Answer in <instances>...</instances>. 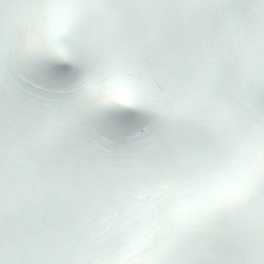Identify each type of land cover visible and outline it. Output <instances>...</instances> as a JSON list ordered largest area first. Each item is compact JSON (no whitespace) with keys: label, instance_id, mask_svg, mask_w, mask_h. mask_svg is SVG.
Masks as SVG:
<instances>
[{"label":"snow or ice","instance_id":"6c2138e0","mask_svg":"<svg viewBox=\"0 0 264 264\" xmlns=\"http://www.w3.org/2000/svg\"><path fill=\"white\" fill-rule=\"evenodd\" d=\"M0 264H264V0H0Z\"/></svg>","mask_w":264,"mask_h":264}]
</instances>
